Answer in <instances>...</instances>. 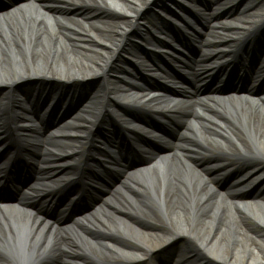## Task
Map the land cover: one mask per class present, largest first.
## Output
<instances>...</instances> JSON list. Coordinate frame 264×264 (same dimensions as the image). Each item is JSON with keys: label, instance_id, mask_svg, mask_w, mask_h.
I'll return each instance as SVG.
<instances>
[{"label": "bare ground", "instance_id": "bare-ground-1", "mask_svg": "<svg viewBox=\"0 0 264 264\" xmlns=\"http://www.w3.org/2000/svg\"><path fill=\"white\" fill-rule=\"evenodd\" d=\"M167 1L22 0L0 11V148L10 142V126L18 118L31 122L43 113L41 100L54 95L65 107L81 83L110 78L107 91L103 87L82 101L79 112L60 125L47 130L41 123L23 133L24 145L42 147L41 161L45 155L52 164L80 165L83 145L104 119L105 98L137 105L147 97L132 88L139 84L136 74L127 89L116 74L125 71L118 65L135 49L133 40L150 34L141 23ZM234 1L217 0L219 15L197 8L195 16L208 36L219 26L244 38L237 59L254 57L244 73L252 81L249 90L170 99L165 108L190 120L181 136L186 141L157 154L148 166L125 173L102 202L69 226H58L30 204H1L0 264L133 263L178 243V264H264V94L254 93L264 79V50L257 40L260 30L264 34V6L251 15L241 9L233 16ZM177 21L179 32L201 30L189 17ZM158 31L165 33L164 28ZM166 34L170 37L171 30ZM152 46L161 48L158 42ZM203 64L200 57L179 63L192 84L172 83L197 91L210 78ZM230 67L220 70V80ZM143 70L150 72L146 66ZM112 72L116 74L110 77ZM55 85L60 89L54 93ZM187 148L199 163H190ZM226 178L231 183L222 190L219 184ZM55 186L52 181L50 187L26 194L54 207L60 196ZM254 188L255 197H244ZM71 203L63 204L60 215Z\"/></svg>", "mask_w": 264, "mask_h": 264}, {"label": "rangeland", "instance_id": "rangeland-1", "mask_svg": "<svg viewBox=\"0 0 264 264\" xmlns=\"http://www.w3.org/2000/svg\"><path fill=\"white\" fill-rule=\"evenodd\" d=\"M186 3H190V1L189 0H184ZM207 1H211L210 2V8H211V10L210 11H212V12H214V14L215 13H217V12H219V5H217L216 4V2H215V0H206V3H208ZM209 5V4H208ZM243 8V11H245V13H248L249 15L251 14L250 12H251V10H249L248 8H246V7H242ZM241 8V9H242ZM240 9V10H241ZM236 11V12H235ZM207 12H209L208 10H207ZM235 12V13H234ZM237 12H238V9H237V7L236 8H234L233 9V13H234V16H237ZM150 19H149V21H144L145 22V24H148L149 26H150V23L149 22H151V21H153V22H155V20L156 19H154L153 18V16H150L149 17ZM193 22H195L194 20H193ZM147 36H149V35H147ZM98 83V84H97ZM100 85H101V83L99 82V81H97V80H91V82H88V84H87V86H88V88L90 89V88H93V87H96V91L97 90H100V89H98L99 87H100ZM85 86V85H84ZM95 90V89H94ZM95 91V92H96ZM93 93V92H92ZM92 95H94V93L93 94H91L90 95V97L92 96ZM73 107V106H72ZM106 187V184H101V186H100V190H102V192L101 193H94L93 195H94V197H98L99 198V201L100 202H102V200L105 198V194H103V190H104V193H105V189H103V188H105Z\"/></svg>", "mask_w": 264, "mask_h": 264}, {"label": "water", "instance_id": "water-1", "mask_svg": "<svg viewBox=\"0 0 264 264\" xmlns=\"http://www.w3.org/2000/svg\"><path fill=\"white\" fill-rule=\"evenodd\" d=\"M151 147L154 149V150H156V151H158V152H163L164 150H162V148L160 147V146H158L157 144H153V145H151ZM141 164V162L138 164V163H135V164H133V167H135V166H138V165H140ZM85 211H88V208H81L80 210H79V212H77L78 214H82V213H84Z\"/></svg>", "mask_w": 264, "mask_h": 264}]
</instances>
